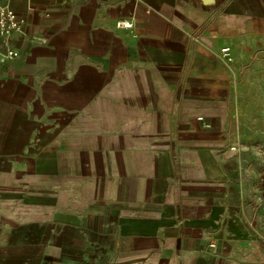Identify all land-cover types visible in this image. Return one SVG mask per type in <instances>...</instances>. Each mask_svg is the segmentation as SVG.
Wrapping results in <instances>:
<instances>
[{
    "label": "crops",
    "instance_id": "crops-1",
    "mask_svg": "<svg viewBox=\"0 0 264 264\" xmlns=\"http://www.w3.org/2000/svg\"><path fill=\"white\" fill-rule=\"evenodd\" d=\"M8 3L23 25L0 62V264H264V179L223 147L184 146L199 140L182 126L223 121L213 50L259 43L264 0ZM245 60L227 66L232 94ZM129 94L136 114L118 115Z\"/></svg>",
    "mask_w": 264,
    "mask_h": 264
},
{
    "label": "rangeland",
    "instance_id": "rangeland-1",
    "mask_svg": "<svg viewBox=\"0 0 264 264\" xmlns=\"http://www.w3.org/2000/svg\"><path fill=\"white\" fill-rule=\"evenodd\" d=\"M256 39L257 38L255 37H251L246 41V38L244 39L242 37H239L238 39H236L238 40L236 43L226 42L219 45L217 49H215V47L213 50L216 55V58L214 60L215 63H213V66H215L214 68L216 69H220L221 66V69L224 71L223 80L227 83V88L229 90V106L227 113H224L223 121L217 122V120L215 119L213 128L206 130L201 127V125L199 124L201 121H199L197 119L198 117L195 116L196 121L194 123L190 122V124H182V126L190 128L187 130V132L189 133L187 136L191 137L192 135H194L195 139L199 140L198 142H196V144H186L184 146L201 148H203L204 146L215 148L223 147L224 150L226 149L225 152L227 153V157L225 156V158L228 160V162L231 161L230 165L236 166L242 164L246 166L248 165L247 161L250 160V164L252 163V165L254 166L255 174L258 175L257 178L260 182V179H264V36L261 37L259 43H255ZM224 46H230L232 51L234 52V60L232 63L227 64V62H225L221 56V48ZM189 58L186 61L187 64L191 63V60ZM246 58L250 59L249 61L253 62L254 65L256 64V66L253 67L255 71H253V74L250 77L251 83L250 85L245 87L240 86V75L238 72L236 75L237 83L235 85L238 93L236 94L233 92L232 94V89L230 88V85H232V79L229 78L230 76L228 74L227 66L235 65L236 67H239L246 62ZM196 64L202 65L203 63L197 60ZM200 68L202 69L204 68V66L202 65L200 66ZM197 78L201 77L185 76V79L187 80H196ZM178 88L179 89L176 92L174 99L179 100L182 96L190 94V92L186 91L185 89L181 87ZM235 96L238 98L237 101L241 102L242 104L240 113L242 109L243 120H241L238 130V122H236L235 118H232V112L236 109ZM134 99L135 97L133 94H129L126 99L124 97H113L112 100L115 101L113 103L116 105L114 110L117 111L118 115L122 113L123 115L128 114V116L135 115L138 108L137 106L132 105V100ZM120 103H122V105L128 106V108H124L126 110L122 111L119 105ZM173 104H171L169 110L170 112H172L173 110L174 112H177L178 109L176 106L173 109ZM248 117H250V120L248 119ZM254 117L260 119L258 120L259 123L255 122L256 118ZM105 119L106 128H110L111 126H113L108 123L106 124V122L110 121L107 118ZM193 119L194 117L192 118V121ZM171 123V127L168 128H170V131L172 130L173 132V129L175 128H172V126L174 127L176 125L174 122ZM194 128L197 129L196 132H194ZM253 129H256L255 133H252ZM96 130L98 132H101V126L96 124ZM115 138H118L117 141L119 142L124 141V143H126V139H123V137L118 136ZM165 138L166 136L160 134L158 136V139L156 140L157 145H164L161 143L164 142ZM96 143L98 147H101L102 144H104V141L97 140ZM248 151H252V154H249V157H247ZM240 153L244 154L243 158Z\"/></svg>",
    "mask_w": 264,
    "mask_h": 264
},
{
    "label": "built area",
    "instance_id": "built-area-1",
    "mask_svg": "<svg viewBox=\"0 0 264 264\" xmlns=\"http://www.w3.org/2000/svg\"><path fill=\"white\" fill-rule=\"evenodd\" d=\"M9 0L0 1V53L1 63L14 61L18 58L19 52L11 44V38L17 31H20L23 21L18 17L15 10L9 6ZM233 51L230 46L221 48V56L225 62L232 63L234 60ZM203 120L202 117L199 118Z\"/></svg>",
    "mask_w": 264,
    "mask_h": 264
},
{
    "label": "water",
    "instance_id": "water-1",
    "mask_svg": "<svg viewBox=\"0 0 264 264\" xmlns=\"http://www.w3.org/2000/svg\"><path fill=\"white\" fill-rule=\"evenodd\" d=\"M201 2H203L206 5H216L217 0H200Z\"/></svg>",
    "mask_w": 264,
    "mask_h": 264
}]
</instances>
